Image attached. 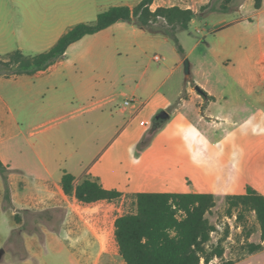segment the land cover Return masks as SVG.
Returning <instances> with one entry per match:
<instances>
[{
  "label": "crops",
  "instance_id": "crops-1",
  "mask_svg": "<svg viewBox=\"0 0 264 264\" xmlns=\"http://www.w3.org/2000/svg\"><path fill=\"white\" fill-rule=\"evenodd\" d=\"M138 3L123 1L116 5L134 7ZM210 3L214 4V0H154L151 5L152 10L159 6L177 5L196 13L188 29L177 33L184 48V53L177 48L180 54L179 66L203 45L218 51L217 64L235 74L219 79L221 94L198 80L194 87L191 84L186 89L188 96L182 97L181 91L174 96L179 98L173 111H168L170 118L163 123H156L154 134L139 156L143 164L141 169L145 173L143 179L136 176L133 178L131 173L128 174L130 184L118 186L115 173L99 172L98 160H90L87 165L89 160L82 159L77 171L72 168L75 165L69 166L67 160V166L62 168L59 164L57 170L48 156L42 158L38 155V163L33 165L30 161L15 157L16 148L10 153L0 145V160L8 170L7 180L0 172V264H50L47 257L64 260V264H102V260L110 257V244L115 240L117 217L112 231H109L106 218L110 216L111 202L107 204L109 208L102 206L111 200L81 203L74 195L66 194L61 184L65 171L74 174L77 183L84 178L97 179L105 188L123 193L208 192L217 197L218 194H243L247 186L251 185L264 195V182H232L227 185L226 190L224 186L217 184L216 177L198 160L197 151L209 143L213 128L203 123H199L202 127H198V123L196 125L191 122L188 116L192 109L191 103L195 105L201 122H207L202 114L205 112L210 114L212 121L209 122L218 124L220 116L211 114L218 101H225V104L221 101L220 106L222 110H226L229 100L239 101L236 104L238 109L246 105L247 100H251L254 114L259 117V124L254 122V125L259 127L261 134L258 137L264 144V0L260 9L255 7V0H232L227 11L209 8L201 10ZM252 6L253 11L247 12V8ZM109 7L102 6L100 0H0V58L17 50L27 55L47 51L72 26L80 22H94L98 14ZM250 24L256 27L251 36L248 30ZM194 33L202 34V41L201 38H193ZM208 34L214 36L212 41ZM161 38L172 40L169 36L151 33L135 23L118 21L72 43L64 56L46 70L32 75L0 74V82L9 80L25 88L23 92L20 90L10 94L15 100L19 99V107L22 105L17 115L13 111L5 112L6 107L10 110V98L7 96H11L0 91V133L19 129L24 123L33 125L37 122L38 116H42L50 106L37 108L33 115H26L24 108L28 105L30 107L39 95L49 94L51 103L62 102L69 94L68 90H81L89 94L97 79L103 81L101 96L91 104L94 107L114 104L119 94L117 91L113 92L117 72L109 63V53L120 55L134 48H143L149 43L159 45ZM73 49L78 50L77 58L70 57ZM73 60H81L88 65L92 72L88 80L68 75L64 77L57 71L59 65ZM102 65L104 67L101 68ZM196 86L213 98H206L199 90L197 93L193 92L192 88L196 89ZM235 86L247 91L233 92ZM124 96V101L132 98L134 104L126 106L123 102L119 107L122 113L128 111L135 114L146 110V100L138 98L136 94L128 96L124 93ZM169 98L165 95L155 105L153 109L157 111L156 114L166 106ZM109 114H113V111ZM172 116L177 117L173 123L170 122ZM44 123L46 122L35 126ZM186 129L189 133L188 148L183 137ZM166 132L169 134L167 142L159 147L157 135ZM235 188L238 191L230 192L229 189ZM33 213H44L45 218L36 220ZM3 227L4 231L1 230ZM262 253L264 248L247 258H257Z\"/></svg>",
  "mask_w": 264,
  "mask_h": 264
},
{
  "label": "rangeland",
  "instance_id": "rangeland-1",
  "mask_svg": "<svg viewBox=\"0 0 264 264\" xmlns=\"http://www.w3.org/2000/svg\"><path fill=\"white\" fill-rule=\"evenodd\" d=\"M123 1L137 3L141 0H100V3L102 6H112ZM222 2L223 0H214V5L219 7ZM229 5H232V0ZM253 9V6L248 7L247 12H251ZM254 29H256L255 25L250 24L248 26L250 36ZM202 36V34L194 33L192 37L201 38L202 41ZM208 38L212 41L214 36L208 34ZM161 39L159 45L149 43L143 48H134L132 51L120 55L109 53V63L117 72L113 87L115 91L113 92L117 91L119 94L114 104L101 107H94L91 104L93 100H97L101 96L102 79H97L96 83L91 86L89 94H85L81 90L79 92L68 90L67 93L69 94H67L66 100L58 101L59 103H51L49 94L39 95L30 107L28 105L24 108L25 113L26 115L30 113L33 115L37 108L50 106L47 111L42 116H38V121L33 125L24 123L19 129L1 132L0 145L10 153L16 148L15 157L21 160L25 159L27 162L30 161L33 165L38 163V155L42 158L48 156L57 170H59V164L62 168L67 166V160H69V166L75 165L72 168L76 171L77 168H80L78 163L82 159L89 160L87 165L91 162L90 160H98L97 169L99 172L115 173V181L118 186H128L131 182L128 174L131 173L133 178L136 176L143 179L145 173L141 169L143 164L139 156L155 132L157 125L154 116L157 111H154L153 108L161 101V98L165 95L170 97L163 109L171 113L176 100L179 98H174V96L180 91L182 97L188 96L186 89L189 85L192 84L194 87V83L200 80L216 90L217 94H221L219 79L229 78L235 74L230 70H224L217 64L218 51L217 53L213 48L209 49L208 46L203 45L186 57L191 65L190 74H187L184 63L182 66L178 65L180 54L175 42ZM188 46L190 48V45ZM155 54L163 57V61L159 62L160 64L154 60ZM77 56L78 50H71L70 57L77 58ZM57 71L64 77L68 75L83 78V81L92 76L88 65L81 60L67 61L59 65ZM21 87L20 84L9 80L0 82V91L7 92V95L20 90L23 92L25 88ZM192 91L199 92L195 88H192ZM232 91L245 93L247 90L235 86ZM124 93L128 96L136 94L138 98L146 100V110L135 114L128 111L122 113L119 107L126 98ZM7 97L10 98L8 100L10 110L6 107L5 112L13 111L16 115L19 114L22 109V105L19 107V99L15 100L12 96ZM221 101L215 104L211 113L214 116H220L221 121L219 120L218 124L209 122L212 121L210 114L205 112L202 114H204L207 122H201L195 105L190 104L192 109L188 116L191 122L196 125L198 123V127H202L199 126V123H203L213 128L209 143L197 151L198 160L203 163V167L209 173L216 177L217 184L224 186L225 189L232 182L237 184L264 182V144L258 137L261 134L259 127L254 125L259 117L254 114L255 109L252 101L247 100L246 105L238 109L236 104L239 101L229 100L227 101L228 106L225 107L226 110L221 109ZM222 103L225 104V101ZM111 111L113 114L110 115ZM176 118V116H172L170 122L173 123ZM41 122L46 123L35 126ZM167 134L166 132L157 135L159 147L167 142L169 135ZM183 137L188 148V129L183 132ZM27 174L29 175L28 172ZM188 182L191 183V180ZM237 189L229 190L236 192ZM136 193H124L123 196L105 202V205L102 206L108 207L107 204L111 202L110 216L106 218L109 231H112L116 217L136 211ZM226 198L227 195L218 194L216 205L208 214L216 229L211 234L208 248L214 249L222 241L225 249L223 257H214L211 263L264 264V253L257 258H247L253 254L249 252L248 245L261 242V227L255 212L247 211L243 220L235 221L233 215H239L240 208L234 209L232 214H229ZM33 215L36 220L45 218L44 213H33ZM229 218H231V223ZM231 224L234 227H230ZM240 225L241 228L239 229L238 226ZM1 230L4 231L5 228L3 227ZM37 230L40 231L39 228ZM116 246L117 242L112 240L110 244L111 255L108 259L102 260V264H126ZM46 259L50 264H64V260H55L51 257Z\"/></svg>",
  "mask_w": 264,
  "mask_h": 264
},
{
  "label": "trees",
  "instance_id": "trees-1",
  "mask_svg": "<svg viewBox=\"0 0 264 264\" xmlns=\"http://www.w3.org/2000/svg\"><path fill=\"white\" fill-rule=\"evenodd\" d=\"M154 0H141L136 6L112 5L100 12L94 22H80L63 34L49 50L27 55L22 51L0 58V74L8 76L35 74L46 70L64 56L68 47L88 34H94L118 21L135 23L154 34L169 36L178 50L184 48L177 35L188 29L196 16L192 9L177 5L159 6L152 10ZM231 0H223L219 7L210 3L201 10L227 11ZM263 0H255L260 9ZM206 98H213L201 91ZM0 172L7 180V168L0 160ZM61 184L68 195L81 203L113 200L124 195L116 189L105 188L97 179L84 178L76 182L71 172L65 171ZM135 212L118 216L115 220V240L119 254L126 264H210L214 257H223L222 241L209 249L208 243L215 226L208 214L216 205V197L208 192H137ZM228 213L240 208L238 219L245 212L254 211L261 227V242L250 243L249 252L264 248V195L251 185L243 194L227 195Z\"/></svg>",
  "mask_w": 264,
  "mask_h": 264
},
{
  "label": "water",
  "instance_id": "water-1",
  "mask_svg": "<svg viewBox=\"0 0 264 264\" xmlns=\"http://www.w3.org/2000/svg\"><path fill=\"white\" fill-rule=\"evenodd\" d=\"M184 65H185V71L187 74H190V61L188 58L184 60ZM196 89L201 91V88L199 86H196ZM170 118V113L167 110H161L155 115V122L156 123H163L166 120Z\"/></svg>",
  "mask_w": 264,
  "mask_h": 264
},
{
  "label": "built area",
  "instance_id": "built-area-1",
  "mask_svg": "<svg viewBox=\"0 0 264 264\" xmlns=\"http://www.w3.org/2000/svg\"><path fill=\"white\" fill-rule=\"evenodd\" d=\"M154 60L156 61V62H161L162 61V56L161 55H159V54H155V56H154ZM124 104L126 105V106H132L133 104H134V99H127V100H125L124 101ZM233 218H234V220L236 221V220H238L239 221V219H238V215L237 214H234L233 215ZM231 218H229V222L231 223ZM234 227V225L233 224H231L230 225V227ZM238 228L240 229L241 228V225L240 226H238ZM216 230V229H215ZM215 230H213L212 231V233L215 231ZM211 233V234H212ZM231 234V233H230ZM212 261V260H211ZM210 264H212L211 262H210Z\"/></svg>",
  "mask_w": 264,
  "mask_h": 264
}]
</instances>
